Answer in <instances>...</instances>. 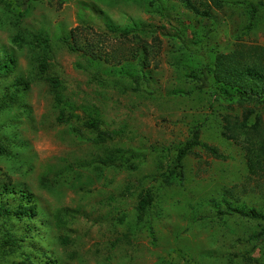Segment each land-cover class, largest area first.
<instances>
[{"label":"rangeland","instance_id":"obj_1","mask_svg":"<svg viewBox=\"0 0 264 264\" xmlns=\"http://www.w3.org/2000/svg\"><path fill=\"white\" fill-rule=\"evenodd\" d=\"M0 146V264H264V0H0Z\"/></svg>","mask_w":264,"mask_h":264},{"label":"trees","instance_id":"obj_2","mask_svg":"<svg viewBox=\"0 0 264 264\" xmlns=\"http://www.w3.org/2000/svg\"><path fill=\"white\" fill-rule=\"evenodd\" d=\"M214 1V0H213ZM218 5V2H215ZM259 9L258 5H250V17L251 19H254L255 14L257 13V10ZM202 77H197L196 75L190 74L189 77H191L193 80H196L197 82L200 83V86L203 87L204 85H207V71L201 70ZM243 78V76L241 77ZM256 123H254L252 126L254 127ZM93 124L90 126L92 127ZM260 128V127H259ZM199 133L197 129H194L192 132V135L190 139L180 148L177 149L176 153V165L181 166V160L191 151L193 147L199 146L202 147L206 152L211 154L214 157L217 158H224L225 156L218 150L217 147L208 145L204 142H201L199 140ZM0 151H2V147L0 146ZM150 196H146L140 199L138 203V210L140 215L142 216L145 207L150 203ZM225 205L228 207V203H225ZM236 214H238L241 217H246L249 219H254V220H264V214L258 212L256 209L250 207L248 209H241V208H236L235 209Z\"/></svg>","mask_w":264,"mask_h":264}]
</instances>
